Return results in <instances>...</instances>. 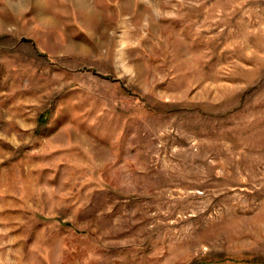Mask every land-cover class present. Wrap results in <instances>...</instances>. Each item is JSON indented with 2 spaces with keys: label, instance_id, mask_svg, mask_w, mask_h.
<instances>
[{
  "label": "rangeland",
  "instance_id": "374dc122",
  "mask_svg": "<svg viewBox=\"0 0 264 264\" xmlns=\"http://www.w3.org/2000/svg\"><path fill=\"white\" fill-rule=\"evenodd\" d=\"M0 264H264V0H0Z\"/></svg>",
  "mask_w": 264,
  "mask_h": 264
}]
</instances>
